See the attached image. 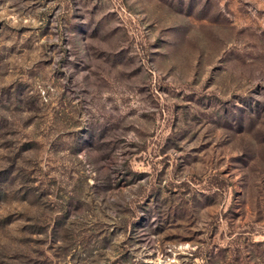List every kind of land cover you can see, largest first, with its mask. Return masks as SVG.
Listing matches in <instances>:
<instances>
[{
    "label": "rangeland",
    "instance_id": "1",
    "mask_svg": "<svg viewBox=\"0 0 264 264\" xmlns=\"http://www.w3.org/2000/svg\"><path fill=\"white\" fill-rule=\"evenodd\" d=\"M0 264H264V0H0Z\"/></svg>",
    "mask_w": 264,
    "mask_h": 264
}]
</instances>
